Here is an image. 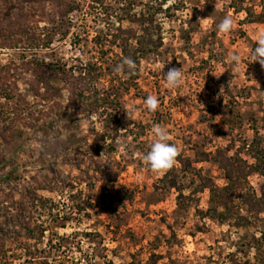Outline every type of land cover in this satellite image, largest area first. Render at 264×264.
I'll use <instances>...</instances> for the list:
<instances>
[{
  "label": "rangeland",
  "instance_id": "obj_1",
  "mask_svg": "<svg viewBox=\"0 0 264 264\" xmlns=\"http://www.w3.org/2000/svg\"><path fill=\"white\" fill-rule=\"evenodd\" d=\"M262 31L264 0H0V264H264V176L226 177L264 139Z\"/></svg>",
  "mask_w": 264,
  "mask_h": 264
},
{
  "label": "clouds",
  "instance_id": "obj_2",
  "mask_svg": "<svg viewBox=\"0 0 264 264\" xmlns=\"http://www.w3.org/2000/svg\"><path fill=\"white\" fill-rule=\"evenodd\" d=\"M217 29L221 33H229L233 30V19L230 16H225L217 25ZM230 61L238 64L240 56L233 53L229 57ZM251 61L258 62L264 67V31L259 32L256 38L255 47L251 52ZM136 68L135 62L131 58H124L121 65L115 69L117 73ZM166 86L169 89H182L185 83L184 72L182 67L170 68L165 73ZM159 100L155 95H149L145 101L147 109L155 112L159 107ZM153 139L149 145V150L143 155V160L147 163L149 168L153 171H164L174 166L179 149L174 143H170L169 130L164 126H154L152 128Z\"/></svg>",
  "mask_w": 264,
  "mask_h": 264
},
{
  "label": "trees",
  "instance_id": "obj_3",
  "mask_svg": "<svg viewBox=\"0 0 264 264\" xmlns=\"http://www.w3.org/2000/svg\"><path fill=\"white\" fill-rule=\"evenodd\" d=\"M248 150L251 151L255 163L249 164L246 160L240 159V162L244 163L243 168L238 161L230 163L229 167L232 169L228 170L226 174L229 181L238 182L243 178L242 176L247 177L254 172L264 176V139H254L248 145ZM242 196L244 197L245 195L243 194ZM248 199L245 197V200L253 209L264 210V190L260 192V195L252 192V195L250 194Z\"/></svg>",
  "mask_w": 264,
  "mask_h": 264
}]
</instances>
